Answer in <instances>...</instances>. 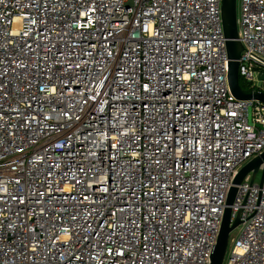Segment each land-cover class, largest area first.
<instances>
[{
    "label": "built area",
    "instance_id": "1",
    "mask_svg": "<svg viewBox=\"0 0 264 264\" xmlns=\"http://www.w3.org/2000/svg\"><path fill=\"white\" fill-rule=\"evenodd\" d=\"M221 4L0 0V264H209L264 150ZM236 15L238 76L264 92V0ZM230 207L222 264H264V179Z\"/></svg>",
    "mask_w": 264,
    "mask_h": 264
},
{
    "label": "water",
    "instance_id": "2",
    "mask_svg": "<svg viewBox=\"0 0 264 264\" xmlns=\"http://www.w3.org/2000/svg\"><path fill=\"white\" fill-rule=\"evenodd\" d=\"M222 22L223 32L225 37V45L228 57V71L227 80L231 93L237 99H257L264 104V92L253 91L246 92L240 86V80L238 76V61L239 57V45L237 39V20H236V0H222ZM259 78L262 79L263 75L260 74ZM261 127L260 125H257ZM260 172L259 183L261 184L264 179V150L246 162L237 171L232 179L229 187L225 208L220 224L219 232L216 242L213 246L209 264H222L229 240L230 232L240 224L239 213L236 214L231 221V204L234 201L237 185L241 183L243 178L250 173V182H253L256 174Z\"/></svg>",
    "mask_w": 264,
    "mask_h": 264
},
{
    "label": "rangeland",
    "instance_id": "3",
    "mask_svg": "<svg viewBox=\"0 0 264 264\" xmlns=\"http://www.w3.org/2000/svg\"><path fill=\"white\" fill-rule=\"evenodd\" d=\"M238 6H239V0H236V10H237V13H238ZM238 15H236V19H237ZM260 179V172H258L255 176V181L258 182ZM238 227H236L235 229H233L230 234H229V242L228 244L230 245L232 239L236 236V234L238 233Z\"/></svg>",
    "mask_w": 264,
    "mask_h": 264
},
{
    "label": "trees",
    "instance_id": "4",
    "mask_svg": "<svg viewBox=\"0 0 264 264\" xmlns=\"http://www.w3.org/2000/svg\"><path fill=\"white\" fill-rule=\"evenodd\" d=\"M239 82L242 89L248 90V85L242 79Z\"/></svg>",
    "mask_w": 264,
    "mask_h": 264
},
{
    "label": "bare ground",
    "instance_id": "5",
    "mask_svg": "<svg viewBox=\"0 0 264 264\" xmlns=\"http://www.w3.org/2000/svg\"><path fill=\"white\" fill-rule=\"evenodd\" d=\"M239 80H240V78H239ZM244 90V89H243ZM228 242H229V240H228ZM228 246V245H227Z\"/></svg>",
    "mask_w": 264,
    "mask_h": 264
},
{
    "label": "snow or ice",
    "instance_id": "6",
    "mask_svg": "<svg viewBox=\"0 0 264 264\" xmlns=\"http://www.w3.org/2000/svg\"><path fill=\"white\" fill-rule=\"evenodd\" d=\"M145 88H147V85H145Z\"/></svg>",
    "mask_w": 264,
    "mask_h": 264
}]
</instances>
